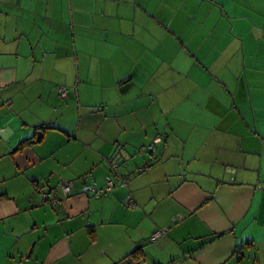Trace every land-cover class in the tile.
Returning <instances> with one entry per match:
<instances>
[{"label":"crops","instance_id":"obj_1","mask_svg":"<svg viewBox=\"0 0 264 264\" xmlns=\"http://www.w3.org/2000/svg\"><path fill=\"white\" fill-rule=\"evenodd\" d=\"M137 249L264 264V0H0V264Z\"/></svg>","mask_w":264,"mask_h":264},{"label":"built area","instance_id":"obj_2","mask_svg":"<svg viewBox=\"0 0 264 264\" xmlns=\"http://www.w3.org/2000/svg\"><path fill=\"white\" fill-rule=\"evenodd\" d=\"M67 88L66 87H61L60 89H59V94H60V96H62V97H64V96H66V94H67ZM154 149V144H152V145H150L149 147H148V150L149 151H152ZM118 166H119V164L118 163H115L114 165H113V169L115 170V171H117L118 170ZM141 170H144V167H141ZM119 179L120 180H122V179H124V178H122L120 175H119ZM108 181H107V187H106V190H109L112 186H114V181L110 178V177H108V179H107ZM72 189H73V183H63V184H61V190H62V192L64 193V195H69L71 192H72ZM92 191H94V193H95V195H97V196H100L102 193H103V191H101V190H96V189H94V188H92ZM39 192H40V194H41V196L44 198V199H46V200H48V199H50V198H52L54 195H55V190L54 189H47L46 187H41L40 189H39ZM163 233H164V231L163 230H157L154 234H153V236L151 237V239L152 240H157L158 238H160L161 237V235H163Z\"/></svg>","mask_w":264,"mask_h":264},{"label":"trees","instance_id":"obj_3","mask_svg":"<svg viewBox=\"0 0 264 264\" xmlns=\"http://www.w3.org/2000/svg\"><path fill=\"white\" fill-rule=\"evenodd\" d=\"M39 140H40V138L34 139L33 137L30 138V139H27V140L23 141L20 144V148L21 147H25L26 145H30V144H33L35 142H38ZM91 236H92L93 239L95 238V234L94 233H91ZM126 259H130L131 261H133V263L135 262L136 264L138 262L142 261L144 259V254L142 252V249H137L135 251H132L123 260H121L123 263L131 264V263H127V261L125 262ZM122 262H120V263H122Z\"/></svg>","mask_w":264,"mask_h":264}]
</instances>
